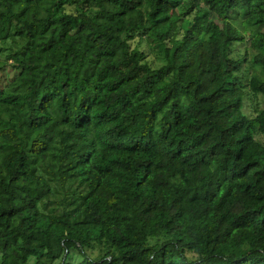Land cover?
<instances>
[{"label": "trees", "instance_id": "obj_1", "mask_svg": "<svg viewBox=\"0 0 264 264\" xmlns=\"http://www.w3.org/2000/svg\"><path fill=\"white\" fill-rule=\"evenodd\" d=\"M261 97L264 0H0L2 264H264Z\"/></svg>", "mask_w": 264, "mask_h": 264}, {"label": "rangeland", "instance_id": "obj_2", "mask_svg": "<svg viewBox=\"0 0 264 264\" xmlns=\"http://www.w3.org/2000/svg\"><path fill=\"white\" fill-rule=\"evenodd\" d=\"M40 8L43 9V6L41 5ZM260 103H261V106L264 107V97H261ZM0 264H2V254L1 253H0ZM27 264H37L36 256L35 255L31 256ZM53 264H60V260H56Z\"/></svg>", "mask_w": 264, "mask_h": 264}]
</instances>
